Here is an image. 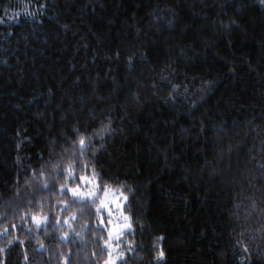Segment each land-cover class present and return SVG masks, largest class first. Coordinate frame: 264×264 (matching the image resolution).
<instances>
[{
  "label": "trees",
  "instance_id": "1",
  "mask_svg": "<svg viewBox=\"0 0 264 264\" xmlns=\"http://www.w3.org/2000/svg\"><path fill=\"white\" fill-rule=\"evenodd\" d=\"M82 177L117 264H264V3L0 0V264L107 260Z\"/></svg>",
  "mask_w": 264,
  "mask_h": 264
},
{
  "label": "rangeland",
  "instance_id": "2",
  "mask_svg": "<svg viewBox=\"0 0 264 264\" xmlns=\"http://www.w3.org/2000/svg\"><path fill=\"white\" fill-rule=\"evenodd\" d=\"M79 187L70 188L78 191V195L73 196L69 191L72 199L78 201L92 200L97 198L99 201L98 210H100V226L105 228L108 232V240L106 242V250L108 258L103 264H117L123 260L127 255V248L123 247L122 236L124 233L129 232L131 226L126 215L123 211L125 204V197L119 190H107L101 197L98 196L95 180L91 177H84ZM86 181V182H85ZM92 195H89V194ZM107 193V194H106ZM31 219L32 224L39 228L45 223L42 217H35ZM127 226V227H126Z\"/></svg>",
  "mask_w": 264,
  "mask_h": 264
},
{
  "label": "snow or ice",
  "instance_id": "3",
  "mask_svg": "<svg viewBox=\"0 0 264 264\" xmlns=\"http://www.w3.org/2000/svg\"><path fill=\"white\" fill-rule=\"evenodd\" d=\"M261 3H264V0H261ZM104 131H107V126H104V127H102L100 129V132L101 133H103ZM90 139H91V137H85V136L81 135V136L78 137V141H74V144L78 142V144L80 146V151L83 152L84 150L87 149V147H88V141H90ZM81 179H82V181L85 180L84 177H82ZM69 191L72 192L73 196H76V195L79 194L78 191L75 190V189H69ZM89 195H92V194L90 193ZM33 219L35 220L36 218L33 217ZM126 219H127V217H126ZM245 251H247V249H245ZM159 256H160V258H163V252L162 251L159 253Z\"/></svg>",
  "mask_w": 264,
  "mask_h": 264
}]
</instances>
